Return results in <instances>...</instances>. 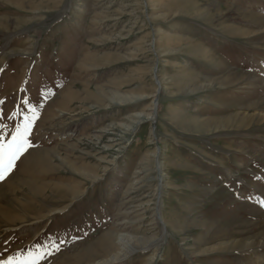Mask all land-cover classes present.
<instances>
[{
	"label": "rangeland",
	"instance_id": "1",
	"mask_svg": "<svg viewBox=\"0 0 264 264\" xmlns=\"http://www.w3.org/2000/svg\"><path fill=\"white\" fill-rule=\"evenodd\" d=\"M0 101V261L264 264V0H0Z\"/></svg>",
	"mask_w": 264,
	"mask_h": 264
},
{
	"label": "snow or ice",
	"instance_id": "2",
	"mask_svg": "<svg viewBox=\"0 0 264 264\" xmlns=\"http://www.w3.org/2000/svg\"><path fill=\"white\" fill-rule=\"evenodd\" d=\"M32 112V117L26 118L23 124L18 125L10 133V138L0 135V181H3L12 172L16 162L32 146L30 137L35 121L38 119L34 109ZM44 256V253H39L38 255L28 253L23 258L10 256L6 260L0 261V264H39V261L43 260Z\"/></svg>",
	"mask_w": 264,
	"mask_h": 264
},
{
	"label": "bare ground",
	"instance_id": "3",
	"mask_svg": "<svg viewBox=\"0 0 264 264\" xmlns=\"http://www.w3.org/2000/svg\"><path fill=\"white\" fill-rule=\"evenodd\" d=\"M176 111H177L176 106H173L169 110L168 115H173ZM39 157H40V155H38L37 158H36V162L37 163H39V161H40L39 160ZM241 167H242V164L240 162V165L238 166V168H241ZM28 183H30V190H32V188H31L32 185H33V189H34V185H37L36 182L34 184L33 181L27 182V184ZM109 237L112 238L111 240H113V234H109ZM104 241H105V239H104ZM105 243H103V244H105ZM112 246L115 247V248H117L116 253H111L110 255L106 256L105 258L100 259V260H97L95 264H108V263H111V262H114V261H118L121 258H124L128 253H131V252L135 251L137 248H140L141 249L140 246H138V245L136 246L131 240H129L128 237H125V236L123 237L121 235L118 236V239H117V247H116V245L114 243H112ZM130 246H131V248H130ZM146 247H145V249H146Z\"/></svg>",
	"mask_w": 264,
	"mask_h": 264
}]
</instances>
